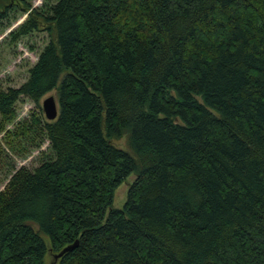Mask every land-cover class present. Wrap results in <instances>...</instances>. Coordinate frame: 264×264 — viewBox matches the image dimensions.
I'll return each instance as SVG.
<instances>
[{
	"label": "trees",
	"instance_id": "obj_1",
	"mask_svg": "<svg viewBox=\"0 0 264 264\" xmlns=\"http://www.w3.org/2000/svg\"><path fill=\"white\" fill-rule=\"evenodd\" d=\"M20 2L0 0V20ZM28 8L11 42L40 18L51 40L0 89V132L21 97L56 90L58 115L26 126L52 159L0 191V264H47L75 241L57 264H264V0Z\"/></svg>",
	"mask_w": 264,
	"mask_h": 264
},
{
	"label": "rangeland",
	"instance_id": "obj_2",
	"mask_svg": "<svg viewBox=\"0 0 264 264\" xmlns=\"http://www.w3.org/2000/svg\"><path fill=\"white\" fill-rule=\"evenodd\" d=\"M20 1V0H19ZM24 1V3L22 2ZM56 0H21L20 6L10 5L8 16L0 20V89L18 88L28 76V70L37 61L40 51L51 40V34L42 18L37 31L11 42L10 33H13L26 18V7L42 16L50 14L49 8ZM0 3V11L2 10ZM5 5V4H4ZM52 96L57 103V92L52 90L45 94L38 102L21 97L16 103V117L12 123L5 124L0 132V191L3 189L11 175L20 167L33 170L42 162L52 159V152L41 127L28 132L33 114L43 124L48 122L42 110V102ZM112 143L127 152V136L112 139ZM131 175L114 192L112 208L121 209L127 194L129 183L133 181ZM51 256L46 257V263Z\"/></svg>",
	"mask_w": 264,
	"mask_h": 264
},
{
	"label": "water",
	"instance_id": "obj_3",
	"mask_svg": "<svg viewBox=\"0 0 264 264\" xmlns=\"http://www.w3.org/2000/svg\"><path fill=\"white\" fill-rule=\"evenodd\" d=\"M42 110L44 113V116L47 121L51 122L54 121L57 118L58 115V105L55 102L54 97L49 96L45 98L42 102ZM77 241H75L73 244L68 245L64 247L60 252L58 253H52L50 254L51 260L48 264H57L58 259L65 253L72 251L77 246ZM49 256V257H50Z\"/></svg>",
	"mask_w": 264,
	"mask_h": 264
}]
</instances>
